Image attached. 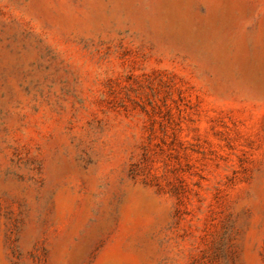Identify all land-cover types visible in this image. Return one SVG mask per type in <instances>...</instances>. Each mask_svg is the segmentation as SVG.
I'll use <instances>...</instances> for the list:
<instances>
[{
  "label": "rangeland",
  "instance_id": "374dc122",
  "mask_svg": "<svg viewBox=\"0 0 264 264\" xmlns=\"http://www.w3.org/2000/svg\"><path fill=\"white\" fill-rule=\"evenodd\" d=\"M0 264H264V0H0Z\"/></svg>",
  "mask_w": 264,
  "mask_h": 264
}]
</instances>
